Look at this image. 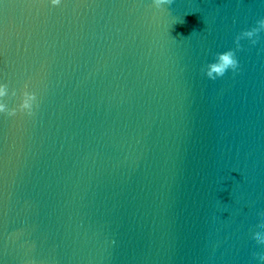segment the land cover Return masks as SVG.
I'll list each match as a JSON object with an SVG mask.
<instances>
[{"label":"water","instance_id":"obj_1","mask_svg":"<svg viewBox=\"0 0 264 264\" xmlns=\"http://www.w3.org/2000/svg\"><path fill=\"white\" fill-rule=\"evenodd\" d=\"M6 2L0 264H260L264 0Z\"/></svg>","mask_w":264,"mask_h":264},{"label":"clouds","instance_id":"obj_2","mask_svg":"<svg viewBox=\"0 0 264 264\" xmlns=\"http://www.w3.org/2000/svg\"><path fill=\"white\" fill-rule=\"evenodd\" d=\"M50 2L53 5H58L61 3V0H50ZM176 2L177 0H151V5L159 12L164 13L169 11L176 4ZM259 25L260 26L258 28L243 33V36L251 39L257 35L260 31L264 30V21H260ZM253 43H255V41H253ZM238 68L239 63L235 58L234 53H229L223 57H217L214 62L208 64L206 68V75L208 78L215 80L217 77H223L229 70L236 72ZM3 95H5L4 87L0 86V97ZM3 110L4 106L3 104H0V112ZM10 115H14V113H11ZM254 238L259 245H264V226H262L261 230L255 234ZM257 259L260 264H264V253H258Z\"/></svg>","mask_w":264,"mask_h":264},{"label":"snow or ice","instance_id":"obj_3","mask_svg":"<svg viewBox=\"0 0 264 264\" xmlns=\"http://www.w3.org/2000/svg\"><path fill=\"white\" fill-rule=\"evenodd\" d=\"M11 5L6 2V0H0V7L2 8H7L10 7Z\"/></svg>","mask_w":264,"mask_h":264}]
</instances>
